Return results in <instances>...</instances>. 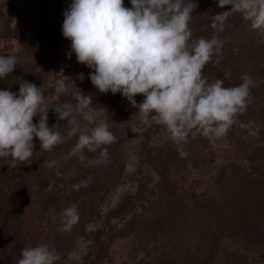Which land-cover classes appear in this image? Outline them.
I'll use <instances>...</instances> for the list:
<instances>
[{"label":"trees","instance_id":"16d2710c","mask_svg":"<svg viewBox=\"0 0 264 264\" xmlns=\"http://www.w3.org/2000/svg\"><path fill=\"white\" fill-rule=\"evenodd\" d=\"M5 15L6 11L0 8V16L6 18ZM224 33L221 35L226 36ZM210 38L211 35L206 36V39ZM31 43L32 41L23 50L0 53L16 55L19 59V65L12 73L0 78V90L18 93L20 83L27 81L38 88L42 87L46 102L50 106L65 102L75 105L76 100L72 93L79 91L84 95H92L91 111L103 109L106 112L108 102H117L105 99L104 93H100L93 86L89 74L94 69L78 63L75 53L71 55V68L64 80L70 91L66 95L57 96L55 88L59 79L49 78L48 67H37L32 63L33 59H28L31 55ZM37 47L36 54L42 57L47 50L44 37H40ZM69 49L71 52V45ZM216 59H219L218 64L209 62L204 67L206 73L203 72L208 80L210 77L209 82L222 79L224 87H234L242 83L243 75H251L245 69L239 53L231 54V57L214 55L213 61ZM230 70L232 71L228 76L226 72ZM81 74L83 79L80 78ZM248 111L245 108L237 114L235 123L224 137L212 142L199 135V142L192 151L188 147L180 146L186 153L184 156H181L177 145L170 146L174 143L172 140L158 146L156 152L162 151V147H165V152H159L156 156L151 153L148 142L147 151L137 154L136 166L138 165L140 181L137 192L128 195L124 201L111 208L105 218L101 219L102 225L90 232L87 223L99 217V206L103 201V197L96 198L92 192L103 187L101 177L94 175L98 163H90L99 157V150H85L83 155L86 159L82 163L78 155H70L78 140V133L68 138L65 143L55 146L50 152L41 150L39 139L34 137L35 148L30 161L26 162L28 164L11 169L5 164L10 157L0 158V191L3 190V197L0 198V237L4 227L19 224L23 216L29 213L39 214L41 219L45 218V214H51L57 223H61L62 210L75 205L79 221L71 230L72 241L78 235L92 241L84 259L85 264H102L105 252L117 237L148 235L151 233L150 225L155 227V233L152 232L154 239L161 236L159 242H165L161 249V261L158 262V258H155L149 264H249L247 260L240 263L241 253L247 252H258L264 260V156L261 155L264 146L260 144L264 139L259 137L254 140L255 146L247 153L248 145L252 146L244 138L248 130L244 124V115ZM48 117L49 127L59 123L58 130L67 137L70 129L67 121H58L54 109H49ZM77 120L80 127L86 123L82 116L77 117ZM38 121L39 115L33 117V123ZM256 132L263 134L259 129ZM150 137L149 130L145 139L149 141ZM104 147L108 149L107 162L111 167H119V148L115 143ZM237 153L247 154L237 159ZM45 161L56 163L54 167L48 168L43 164ZM57 171L60 175H57ZM194 171L196 176L190 177ZM122 172L123 167L120 169L121 174ZM81 181L90 182L79 189L72 187ZM50 184L51 190H48ZM81 192L91 195L87 198L92 202L90 207L79 209L82 203L76 205L77 195ZM148 193L157 197L160 195L158 203L161 205L151 207L149 215L146 212L135 215L133 210L144 200H149ZM95 199H98L96 204ZM31 205L34 209H31ZM131 213L121 229L117 230L112 225V218ZM150 254L157 256L153 250ZM0 264H3L1 258Z\"/></svg>","mask_w":264,"mask_h":264},{"label":"clouds","instance_id":"9594fccd","mask_svg":"<svg viewBox=\"0 0 264 264\" xmlns=\"http://www.w3.org/2000/svg\"><path fill=\"white\" fill-rule=\"evenodd\" d=\"M131 4L133 7L127 8L124 0H72L62 25V35L71 41L68 58L75 53L78 63L94 69L89 78L100 93H121L131 107L138 108L136 116L143 123L163 126L181 156L186 153L180 146L188 142L190 134L212 142L224 137L237 114L245 110L250 88L255 86L253 79L245 74L238 86L224 87L222 79L209 82L202 74L209 62L219 63L213 56L219 55L224 41L215 33L210 39H191L189 22L197 7L194 0H131ZM226 5L232 6L230 11L211 17L212 29L222 32L228 17L239 13L252 30L264 35V0H219V7ZM17 65L16 55H0V78L11 74ZM69 91L65 81H57V96ZM138 94L145 97L139 104L135 99ZM72 95L75 105L50 106L42 87L34 83L21 82L18 93L0 90V158L10 157L5 162L8 168L28 164L34 137L41 150L50 152L77 133L70 155H78L83 163L85 150H99V157L90 163L107 162L104 146L114 143L116 137L107 123H96L89 114L91 94L79 91ZM49 109H54L58 121H67V137L58 130L59 123L49 127ZM37 115L39 121L33 123ZM79 116L86 121L83 127ZM55 163L43 164L52 168ZM89 182L72 187L79 189ZM60 218V230L70 232L79 221L77 207L63 209ZM20 255L16 264H56L60 259V254L44 243L24 247Z\"/></svg>","mask_w":264,"mask_h":264},{"label":"rangeland","instance_id":"374dc122","mask_svg":"<svg viewBox=\"0 0 264 264\" xmlns=\"http://www.w3.org/2000/svg\"><path fill=\"white\" fill-rule=\"evenodd\" d=\"M194 2L197 7L189 22V28L193 33L191 39L206 38L207 35L212 37L215 33L224 41L223 50L219 55L231 57V54L239 53L242 55L245 69L251 74L250 77L255 79L256 84L255 87L250 88L246 106L249 111L253 112L248 111L244 115L246 117L244 124L248 129L244 138L252 144L251 147L248 145L249 148L246 149L247 153H250L249 151L255 146L254 140L259 137L264 139V35L252 30L250 22L244 21L241 14L234 13L226 20L222 31L224 33L226 30L224 33L226 36H222L221 31L212 29L211 17L224 11H230L232 6L226 5L221 8L218 6L219 0H194ZM71 3L72 0H0V8L6 11V18L0 16V53L23 50L32 41L31 55L28 56V59H33L32 63L37 67H48L49 78L64 81L72 61L68 58L71 41L62 35V25L65 19L64 12ZM124 6L132 8L131 0H124ZM39 32H41L40 35ZM40 37L45 38L47 47L42 57H38L36 54ZM203 71L205 73L206 71L203 69L202 74L207 77ZM231 71L226 72L228 76ZM104 98L117 102H108L106 112L103 109H95L89 114L96 123L109 125V130L116 137L114 143L119 148L120 164L119 167L116 166L117 168L111 167L108 162L96 165L97 172L94 175L101 177L103 187L99 191L93 190L92 192L96 198L103 197V201L99 206V211H101L99 217L87 223L88 232L96 230L102 225L101 219L105 218L111 208L124 201L128 195L137 192L140 182L137 172L138 165L136 166L137 154L140 151L141 153L146 152L149 142L151 153L156 156L159 152H165V147H162V151L158 150L157 152L156 148L171 140L163 126L155 123H143L141 118L136 116L138 108L131 107L130 102L121 93L112 94L109 91L104 94ZM135 99L139 104L145 97L138 94ZM94 126L95 124L89 125V127ZM258 129L263 134H258L256 132ZM149 130L151 137L147 141L145 136ZM197 137L199 138L198 134L195 136L190 134L188 142L181 146L188 147V150L192 151L199 142ZM260 144L264 146V140ZM175 145L173 143L170 146L174 147ZM205 146L202 145V147ZM247 153H237V159L238 157L243 158ZM261 155L264 156V151ZM93 166L95 167V165ZM194 176H196V171L190 177ZM149 194H147L149 200H144L140 206L138 205V208L133 210L135 215L139 216L142 212L149 215L151 207L161 205L158 203L160 195L157 197L155 194ZM89 196L91 195H84V192L77 195L76 205L79 202L82 203L81 208L78 207L79 209L92 205V202L87 199ZM1 197H3V190L0 191ZM97 201L98 199H95L94 203L96 204ZM31 206V209H34V206ZM131 215L132 213L123 217H114L111 223L119 230ZM60 229L61 223H57L51 214H45V218L41 219L39 214L35 213L24 215L19 224H10L4 227L0 237V258L3 259V264H16L21 258L22 248L41 243L49 245L51 249L60 254V259L56 264H85L84 259L92 241L82 235L76 236L72 241L71 231L64 232ZM149 229L151 233L148 235L117 237L105 252L106 256L102 264H149L155 258H158V262L161 261L163 256L160 254L163 252L161 249L165 241L159 242L161 236L154 239L152 232L155 233V227L150 225ZM237 245L239 246V244ZM152 250L157 256L150 254ZM246 260L249 264H264V260L258 252L241 253L240 263L246 262Z\"/></svg>","mask_w":264,"mask_h":264}]
</instances>
